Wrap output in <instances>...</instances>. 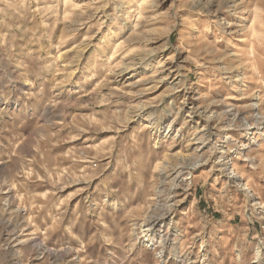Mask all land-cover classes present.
Instances as JSON below:
<instances>
[{"label": "rangeland", "instance_id": "374dc122", "mask_svg": "<svg viewBox=\"0 0 264 264\" xmlns=\"http://www.w3.org/2000/svg\"><path fill=\"white\" fill-rule=\"evenodd\" d=\"M0 264H264V0H0Z\"/></svg>", "mask_w": 264, "mask_h": 264}, {"label": "bare ground", "instance_id": "6f19581e", "mask_svg": "<svg viewBox=\"0 0 264 264\" xmlns=\"http://www.w3.org/2000/svg\"><path fill=\"white\" fill-rule=\"evenodd\" d=\"M235 82H237V78H233V79H231L230 81H228L227 82V84L228 83H235ZM233 85V84H232ZM256 108V107H255ZM255 119H256V125L259 127L262 123H263V116L262 115H260L259 113H257L256 114V117H255ZM256 130V129H255ZM252 137V138H251ZM248 142H254V141H256V137H254L253 136V133L252 134H250V137H249V139L247 140ZM232 162V161H231ZM229 162L228 161H226L225 162V159L224 160H221L220 161V164H221V167L223 168V170H229V164H228ZM233 164V163H232ZM193 167H196V164L194 165V166H192V168ZM233 173V176L232 177H228V179H229V181H230V183H232V184H234L235 186H237V187H244V184H242V175L239 173V172H236L235 173V171H233L232 172ZM235 173V174H234ZM247 188H245L244 190H246L247 192H251V190L249 189V187L248 186H246ZM163 218H160L159 220H162ZM148 231V230H147ZM153 231V230H152ZM148 233V232H147ZM154 235V234H153Z\"/></svg>", "mask_w": 264, "mask_h": 264}]
</instances>
